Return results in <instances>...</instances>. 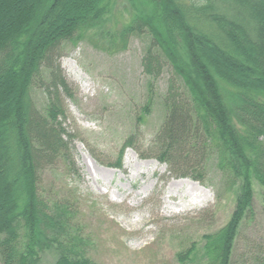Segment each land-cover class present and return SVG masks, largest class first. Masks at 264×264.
<instances>
[{
    "label": "trees",
    "instance_id": "trees-1",
    "mask_svg": "<svg viewBox=\"0 0 264 264\" xmlns=\"http://www.w3.org/2000/svg\"><path fill=\"white\" fill-rule=\"evenodd\" d=\"M129 1L141 8L108 32L100 26L112 0H0V264H38L50 251L55 264H93L74 193L53 197L41 178L60 165L75 169L61 122L64 99H72L59 63L67 43L100 49L98 39L107 38L125 51L131 37H146L143 73L157 81L169 64L181 80L183 90L169 81L164 120L140 156L198 182L211 160L217 203L235 194L228 222L204 237L207 264H230L255 185L264 204V0ZM35 87L45 96L42 110L32 101ZM138 143L131 135L122 149ZM120 164L119 154L111 167ZM259 254L252 251L253 264H264Z\"/></svg>",
    "mask_w": 264,
    "mask_h": 264
},
{
    "label": "rangeland",
    "instance_id": "rangeland-1",
    "mask_svg": "<svg viewBox=\"0 0 264 264\" xmlns=\"http://www.w3.org/2000/svg\"><path fill=\"white\" fill-rule=\"evenodd\" d=\"M134 7L141 8L129 0H112L101 29L110 32L126 23ZM148 42L131 37L125 51L110 47L107 38L98 39L100 49L88 42L63 45L59 63L72 99H64L61 122L75 169L62 172L60 165L45 170L42 184L58 199L74 193L76 222L93 264H207L204 237L225 226L236 197L227 194L217 203L213 183L218 176L211 160L205 179L198 182L174 177L165 164L140 156L164 120L169 81L184 89L169 64L157 81L143 73ZM32 101L44 108L42 90L32 88ZM131 135L139 142L136 151L122 149ZM119 154L120 168L111 167ZM250 211L239 226L230 264H253L252 251L264 259V204L257 185ZM192 245L195 253L180 262ZM55 261L50 251L38 264Z\"/></svg>",
    "mask_w": 264,
    "mask_h": 264
},
{
    "label": "bare ground",
    "instance_id": "bare-ground-1",
    "mask_svg": "<svg viewBox=\"0 0 264 264\" xmlns=\"http://www.w3.org/2000/svg\"><path fill=\"white\" fill-rule=\"evenodd\" d=\"M68 67H71V66H68ZM85 88H87L88 87V85L86 84L85 86H84ZM89 88V87H88ZM140 219L138 218V221H139Z\"/></svg>",
    "mask_w": 264,
    "mask_h": 264
}]
</instances>
